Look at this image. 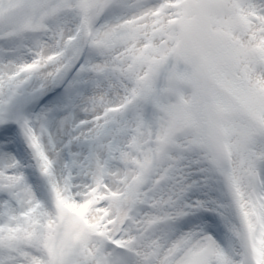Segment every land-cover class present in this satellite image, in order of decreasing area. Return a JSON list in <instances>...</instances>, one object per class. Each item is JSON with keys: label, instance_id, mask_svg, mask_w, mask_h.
I'll use <instances>...</instances> for the list:
<instances>
[{"label": "snow or ice", "instance_id": "6c2138e0", "mask_svg": "<svg viewBox=\"0 0 264 264\" xmlns=\"http://www.w3.org/2000/svg\"><path fill=\"white\" fill-rule=\"evenodd\" d=\"M0 264H264V0H0Z\"/></svg>", "mask_w": 264, "mask_h": 264}]
</instances>
